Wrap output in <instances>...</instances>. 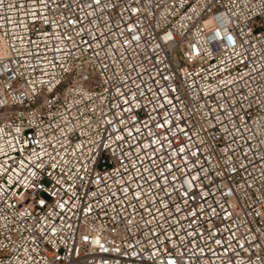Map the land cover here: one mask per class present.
I'll list each match as a JSON object with an SVG mask.
<instances>
[{
  "label": "built area",
  "instance_id": "obj_1",
  "mask_svg": "<svg viewBox=\"0 0 264 264\" xmlns=\"http://www.w3.org/2000/svg\"><path fill=\"white\" fill-rule=\"evenodd\" d=\"M0 264H264V0H0Z\"/></svg>",
  "mask_w": 264,
  "mask_h": 264
}]
</instances>
